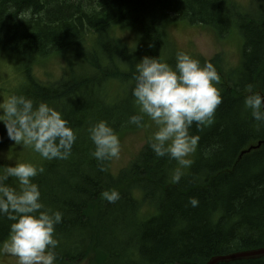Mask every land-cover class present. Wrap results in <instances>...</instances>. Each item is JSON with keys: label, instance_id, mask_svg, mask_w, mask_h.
<instances>
[{"label": "trees", "instance_id": "1", "mask_svg": "<svg viewBox=\"0 0 264 264\" xmlns=\"http://www.w3.org/2000/svg\"><path fill=\"white\" fill-rule=\"evenodd\" d=\"M261 2L242 7L235 0H0V61L24 64L10 96L48 103L77 135L66 160H42L30 148L32 160L22 162L44 168L34 178L42 202L63 213L55 230L63 243L53 250L56 264L80 258L91 264H207L216 256L264 248V123L244 106L252 93L264 97ZM180 21L213 28L221 39L235 33L244 39L237 70L225 74L223 55L202 60L220 76L222 103L211 125L190 130L200 137L191 167L174 183L177 162L155 155L148 130L143 149L118 171L113 159L101 165L91 155L95 145L88 129L106 121L123 145L143 128L129 123L139 114L131 94L135 65L150 56L174 67L176 51H183L169 29ZM54 55L67 62L70 76L34 78L30 64ZM113 83L120 85L119 98ZM149 121L144 116L142 123ZM8 140L0 122V148ZM257 144L241 158V150ZM137 178L142 198L126 192L114 204L103 198L104 191ZM192 197L199 200L195 208L188 204ZM144 201L152 207L142 209ZM11 223L0 217V242L8 239ZM229 264H264V258Z\"/></svg>", "mask_w": 264, "mask_h": 264}, {"label": "clouds", "instance_id": "2", "mask_svg": "<svg viewBox=\"0 0 264 264\" xmlns=\"http://www.w3.org/2000/svg\"><path fill=\"white\" fill-rule=\"evenodd\" d=\"M133 82L131 94L139 114L132 115L129 123L144 127V116L150 118L156 130L149 137V146L157 157L177 162L171 179L178 183L183 169L191 167L190 156L200 140L190 130L193 125L198 130L211 125L222 103L220 76L211 63L201 65L189 54L178 52L174 67L159 57H143L135 65ZM244 106L255 121L264 123V97L252 93L244 98ZM0 122L16 145L31 147L48 161L68 159L77 140L59 111L46 102L36 104L24 95L13 94L0 103ZM88 132L95 145L91 155L101 165L119 158V136L108 122L99 121ZM0 168V217L12 221L8 239L0 242V256L16 257L17 264H55V230L62 223L63 213L46 208L42 202L34 178L44 168L19 161ZM100 170L104 171L103 166ZM9 178H14L16 187L7 183ZM102 196L111 204L121 198L116 190L104 191ZM188 204L195 208L199 200L192 197Z\"/></svg>", "mask_w": 264, "mask_h": 264}, {"label": "rangeland", "instance_id": "3", "mask_svg": "<svg viewBox=\"0 0 264 264\" xmlns=\"http://www.w3.org/2000/svg\"><path fill=\"white\" fill-rule=\"evenodd\" d=\"M237 4L242 7L248 6L251 0H235ZM259 1V0H258ZM262 5H264V0ZM260 15V14H259ZM169 37L177 44V49H181L184 53L189 54L192 58L197 59L201 65L205 63L202 60L210 61L216 56L223 55L225 63V74L235 71L238 69L240 59L242 58V47L243 38L240 34L235 33L233 37L218 38L215 30L206 26H193L189 25L186 21H180L177 26H172L169 29ZM178 49V50H179ZM179 51H176V55ZM58 55L51 56L42 61L36 60L34 64H30L31 74L37 80L53 81L61 77L67 78L70 76L69 67H66V61L60 60ZM139 57V56H138ZM0 61V103H3L10 97L11 89L19 83V79H22L19 71L22 66L15 65L10 61L3 59ZM231 68V69H229ZM238 79V75L237 78ZM114 84V94L119 93L120 97L121 89L119 83ZM149 131L152 134L156 128L154 123L150 120L149 123L143 128L139 129L136 134L131 133L127 139L121 144V152L118 159H113V169L118 171L122 168L129 160L130 155L142 150L145 143H142L145 131ZM31 147H23L16 145L14 141L8 140L7 143L0 148V167H6L14 165L16 161L26 162L32 160V153L29 152ZM258 148V144L249 149L241 150V158L243 159L247 153L252 152ZM243 151V152H242ZM37 156V155H36ZM194 153L191 154L190 159L194 158ZM44 160L43 158L39 157ZM2 171V168H0ZM10 185L16 187L17 182L14 178H9ZM139 179H133L128 184L121 186L117 191L119 193H132L136 198H142V192L140 191ZM148 202H152L149 201ZM144 201L141 203L142 209H149L152 207L151 204ZM155 207V206H153ZM56 239V238H55ZM59 245H63L62 241L56 239ZM96 259H101L96 252L90 254ZM90 256V257H91ZM79 262L74 264H91L89 259L80 258ZM66 263V261L64 262ZM0 264H17V258L8 255L0 256ZM56 264V262H55Z\"/></svg>", "mask_w": 264, "mask_h": 264}, {"label": "bare ground", "instance_id": "4", "mask_svg": "<svg viewBox=\"0 0 264 264\" xmlns=\"http://www.w3.org/2000/svg\"><path fill=\"white\" fill-rule=\"evenodd\" d=\"M260 146L261 144H259L258 148ZM263 250L264 248L258 249L255 251L240 252V253L231 254L228 256H216V257H213L211 260H209L207 264H212V263L215 264V261H216V264H229V263L236 262V261L264 258V254L261 253ZM254 252H259V253L254 254Z\"/></svg>", "mask_w": 264, "mask_h": 264}, {"label": "water", "instance_id": "5", "mask_svg": "<svg viewBox=\"0 0 264 264\" xmlns=\"http://www.w3.org/2000/svg\"><path fill=\"white\" fill-rule=\"evenodd\" d=\"M251 148H253V147H251ZM250 148V149H251ZM251 253H253V252H251ZM256 253H259V252H254V254H256ZM262 254H264V250L261 252ZM213 264V263H212ZM215 264H216V261H215Z\"/></svg>", "mask_w": 264, "mask_h": 264}]
</instances>
